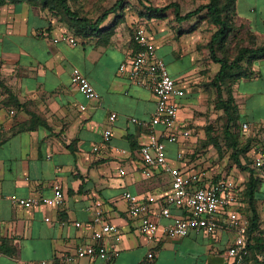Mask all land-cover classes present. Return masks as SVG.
<instances>
[{"label":"crops","instance_id":"1","mask_svg":"<svg viewBox=\"0 0 264 264\" xmlns=\"http://www.w3.org/2000/svg\"><path fill=\"white\" fill-rule=\"evenodd\" d=\"M171 2L164 7L179 5L181 16L208 3ZM153 7L148 8L156 15L173 8L156 12L164 7ZM172 10L165 20L147 21L152 25L147 26L135 12L124 8L123 18L108 17L101 25L104 30L116 23L109 37L92 34L82 39L59 27L49 10L26 2L0 5V264H64L62 256L93 242V234L100 229L94 223L97 213L119 228L120 256L115 261L84 258L74 264H232L227 253L236 239L233 230L191 232L184 238L160 236L148 243L138 230V222L128 216L124 192L162 200L170 192L172 179L163 172L151 178L141 173L138 151L148 141L149 130L134 120L149 122L156 100L152 91L119 71L136 49L132 41L135 26L146 28L157 55L167 63L182 90L178 123L191 135L168 144V158L214 182L233 179L240 187L238 211L249 222L248 237L254 247L264 246V178L252 166L256 150H264V58L253 62L250 77L232 85L239 126L231 132L239 133V142L251 148L249 164L241 158L247 168L242 169L230 156L221 159L214 146L203 148L202 144L207 126L226 118L215 100L214 78L220 64L203 58H211L209 45L218 27L207 31L208 17L206 20L201 15L206 10L182 21ZM233 20L240 38L245 35L255 38L257 45L264 43V0H236ZM65 35L75 38L77 45L60 41ZM233 37L231 33L225 41ZM222 42L214 47L216 55L223 49ZM75 68L88 78L98 99H87L71 84ZM112 114H116L113 122L109 120ZM245 124L249 127L246 130ZM106 130L112 132L109 144H104ZM95 146L99 151H94ZM179 152L186 155L187 165L177 161ZM251 176L257 182L254 225L245 194ZM54 183L62 186V207L25 209L11 201L12 196L50 198ZM161 208L159 203L153 206V218L169 224L170 219L157 217ZM171 211L174 217L183 215L175 207ZM104 244L110 248L112 239ZM149 253L153 258H148ZM261 253H257V260Z\"/></svg>","mask_w":264,"mask_h":264},{"label":"built area","instance_id":"2","mask_svg":"<svg viewBox=\"0 0 264 264\" xmlns=\"http://www.w3.org/2000/svg\"><path fill=\"white\" fill-rule=\"evenodd\" d=\"M59 40H55L58 42ZM60 41L77 45L75 38L62 36ZM132 41L136 46L132 57L120 66V73L127 75L137 85L152 91L156 100V110L149 122L135 121L139 126L149 130L148 141L140 149L141 173L146 178H151L156 172L170 175V192L162 200L155 196L145 198L130 192H124L123 198L128 204V216L138 222L139 232L148 243H153L160 236L165 238H184L191 232L215 234L220 230H233L236 239L228 250V258L232 264H254L249 259L251 238L248 237L249 222L239 213L240 187L229 178H222L216 182L211 181L200 171H190L173 164L167 156V145L180 140L189 139L191 132L179 126V98L182 90L170 74L167 63L157 55V49L151 36L144 26H135ZM71 84L87 99L96 100L99 94L88 78L77 68L72 71ZM116 119V114L109 118L111 122ZM243 125V129H248ZM112 138L111 130L103 134L104 144H109ZM100 147L95 146L94 151ZM177 161L187 165V157L179 152ZM252 166L264 178V150H256L252 157ZM121 174L125 172L121 170ZM11 201L25 209L39 207L59 208L65 203V195L59 183L53 185V195L50 198L11 197ZM162 205L159 218L170 219L166 225L160 224L153 218L152 208L157 204ZM175 207L183 215L174 217L171 208ZM94 223L100 229L92 236L91 244L79 246L75 253L62 256V263L74 264L84 258L105 257L108 261H115L120 256L118 243L121 241L119 228L105 221L102 213H97ZM81 227L80 223L75 224ZM112 239L113 244L108 248L104 243ZM148 258H153L149 253ZM264 264V252L259 257ZM29 264H47L41 263Z\"/></svg>","mask_w":264,"mask_h":264},{"label":"trees","instance_id":"3","mask_svg":"<svg viewBox=\"0 0 264 264\" xmlns=\"http://www.w3.org/2000/svg\"><path fill=\"white\" fill-rule=\"evenodd\" d=\"M28 3L35 7H40L43 10H49L51 13L59 11L68 18L69 24L72 28L75 29V34L82 39L90 37L92 34L102 35L106 34L108 37L113 33L116 23L106 29H100L101 25L104 24L110 14H117V11L122 9L123 2L118 0L117 3L109 10L103 13L97 21L90 22L87 18L80 17L76 12H73L70 8L69 0H0V5L6 3ZM170 7L174 8L175 18L178 21L190 19L198 15L201 11H207V17L211 24L218 27V32L214 35L212 42L210 43L211 58L214 62L220 64V69L217 75L214 78V84L217 88V107L223 110L226 117V127L224 130V139L226 143L231 144L232 155L231 158L237 164L238 167L242 169H247L242 164L241 158H244L246 163L249 164L248 153L251 150L249 144H241L239 142L240 135L239 133L231 132L232 127H238L239 121V112L236 105V101L233 96V84L240 80L243 77H250L252 75L251 67L255 60L264 58V43L257 45L255 38L251 37L250 45H243L238 51V55L232 61L226 58H220L216 55V50L214 49L215 45L223 41L233 33L236 28L234 23V15L236 13V0H209L206 5H203L196 9L193 12L187 13L184 16H181L179 5L172 4L164 8L155 9L156 12L166 11ZM123 14H118V18H122ZM226 97V99L224 98ZM9 98H13L10 96ZM207 143L203 148H208L209 146H214L220 148L219 146V136L213 134L214 130L212 127L207 128ZM253 173V170H250ZM262 177V176H261ZM257 188V182L251 176L250 181L247 184L246 188V197L248 203L252 210V224L255 223L257 219L256 209H255V200L254 195ZM254 225V224H253ZM253 225H251V228ZM254 230V229H253ZM252 232V231H251ZM252 240V239H251ZM256 244V243H255ZM249 259L254 261L255 264H263L257 260L256 255L259 252H264V246L257 247V244L254 247V243L251 242V247ZM253 252V253H251ZM252 254V256H251Z\"/></svg>","mask_w":264,"mask_h":264},{"label":"rangeland","instance_id":"4","mask_svg":"<svg viewBox=\"0 0 264 264\" xmlns=\"http://www.w3.org/2000/svg\"><path fill=\"white\" fill-rule=\"evenodd\" d=\"M118 0H69L70 3V8L73 12H76L80 17H84L87 18L90 22H95L98 20L99 17H101L103 15L104 12L109 11L116 3ZM123 2V7L125 9H128V12H135L137 14V16L139 17L140 22L142 24H146L147 26L151 25L149 23H152V21L154 20V22H158L160 20H165L166 18L169 17V15L171 13H173L174 8L170 9V11H167L165 14H153V12H151V10L148 7H151L152 9L154 8L153 6H159V7H164L166 5H168L169 3H173L171 2L172 0H121ZM205 2H209V0H204ZM193 7H189L188 10H192ZM53 16L56 18V21L59 25V27L67 29L68 32L75 34V29L72 28L69 24L68 18L66 16H63V14L59 11H56L54 13H52ZM118 14H123L125 15L126 13L122 12V9H120L119 11H117V14H110L108 17H114L115 15L117 16ZM201 15H205L204 18L202 16L203 19L207 20V11ZM124 16H122L123 18ZM117 19H119L118 17H116ZM120 20V19H119ZM147 21L149 22L147 24ZM209 23V27L207 29V31H210V29H212L214 27L213 24H211L209 22V20H207ZM158 24V23H157ZM152 26V25H151ZM237 32V27L234 29L233 33H234V37L229 39L228 41L226 40L223 43V49H218L217 50V56L220 58H226L230 61H232L234 58L237 57L238 55V51L240 49L241 46L243 45H250V39L246 38V36L244 35L243 38H240L239 35L235 34ZM76 36V35H75ZM205 62H207L208 60H211L212 58H210L207 56H203ZM210 65H212V63H210ZM209 65V66H210ZM209 69V68H208ZM207 72V71H206ZM205 72V73H206ZM215 100L218 101L217 99V95ZM223 119H218L216 124H209L207 126V128H211L214 130L213 134L215 136H219V146L220 148H216L214 147L219 156L221 157V159H223L225 156H230L232 155V149H231V144L226 143V140L224 139V130L226 127V118H224V116L222 117ZM216 127V129H215ZM207 143V139L204 140V142L202 144H206ZM230 161L232 162L233 159L231 158Z\"/></svg>","mask_w":264,"mask_h":264}]
</instances>
